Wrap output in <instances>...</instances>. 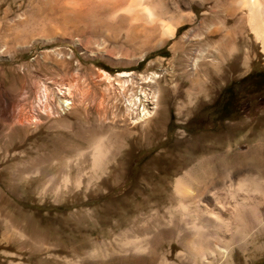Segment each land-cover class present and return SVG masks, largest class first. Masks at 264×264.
<instances>
[{"label": "rangeland", "instance_id": "1", "mask_svg": "<svg viewBox=\"0 0 264 264\" xmlns=\"http://www.w3.org/2000/svg\"><path fill=\"white\" fill-rule=\"evenodd\" d=\"M68 1L55 2L60 6L69 4ZM175 1L178 0H169L170 3ZM179 1L186 5L181 9L183 17L192 16L194 21L180 27L174 40H166L138 61L141 48L126 42L123 33L114 38L111 32L98 30L87 40L82 29L77 31L72 27V19L63 20L58 10L49 12L43 0H0V50L3 54L0 59V264H91L92 260L86 258L88 251L98 248L116 252L109 233L116 224H141L154 210L163 213L166 207L148 209L143 205L146 191L139 192L141 188L137 191L139 179L146 177L152 164L162 159L158 167L165 166L167 170L162 175H169L180 160H185L182 168L194 167L196 174L202 175L206 174L207 166H198V163L217 158L228 144L235 152L245 151L254 144L262 145L264 151V136H260L264 133V76L257 77L264 73V55L256 47L245 66L241 57L228 58L223 67L225 76L206 92L203 72L190 70L191 60L204 52V43L191 37L192 41L182 48L172 50L171 46L191 28L196 29L193 35H206L199 24L209 5L204 0ZM229 2L219 0L214 11V22L226 20L225 30L212 37L214 42L225 32L236 33L233 25L241 14L231 17L227 9ZM97 18L104 20L103 15ZM243 34L252 38L248 32ZM74 38L79 39V46L71 43ZM53 50L62 57H53ZM57 59L63 62L62 68L55 65ZM97 71L109 75L127 72L136 76L165 73V81H174L185 93L174 98L168 92L165 94L164 110L154 137L151 132L142 133L139 128L125 127L118 121L100 129L99 136L111 147L114 157L108 161L104 173L97 172L96 177L113 175L112 184L125 179L124 186L107 194L103 188L106 185L98 184L89 189L83 185L77 191L69 187L60 197L51 191L42 194L46 180L58 184L67 174L70 178L80 177L85 184L95 174L90 159L94 138L84 134L95 126V109H88L85 120L82 116L65 114L50 120L41 118L34 128L14 127L7 117L19 113L27 115L34 104L35 89L40 85L50 89L51 82L73 86L79 80L91 88L89 78ZM233 84L236 85L232 93L235 94L233 103L238 105L237 116L219 120L211 107L222 91ZM90 90L96 103L100 102L108 110L111 108V101L103 97L99 89ZM178 108L181 111L178 112ZM119 111L122 114L121 105ZM226 139L229 142L224 144ZM160 142L163 144L155 146ZM135 143L139 148L129 154L128 148ZM262 157L264 159V152ZM115 166L119 170L112 174ZM131 185L136 190L129 189ZM90 191L93 195L88 197ZM167 191L171 193L170 188ZM124 192L128 194L123 196ZM118 198L125 200L126 209L131 211L128 215L123 214ZM88 199L92 200L88 202ZM105 206L110 207L109 211L113 209L108 217L103 215ZM233 231L236 241L232 264H264V232L253 242L252 229L237 225ZM241 234L245 245L239 248L236 243ZM172 246L174 255L168 262L176 263L175 253L181 250L176 242L170 246L168 243L159 245L157 253ZM104 261V264H138Z\"/></svg>", "mask_w": 264, "mask_h": 264}, {"label": "bare ground", "instance_id": "2", "mask_svg": "<svg viewBox=\"0 0 264 264\" xmlns=\"http://www.w3.org/2000/svg\"><path fill=\"white\" fill-rule=\"evenodd\" d=\"M55 1L43 0L44 7L49 12L58 10L63 20L72 19V27L77 31L82 29L87 40L95 36L98 30L111 32L114 38L123 33L126 42L137 44L141 48L138 61L162 46L166 40H174L180 27L194 21L192 16L183 17L181 9L186 5L179 0L174 3H170L169 0L126 2L123 0L122 3H118L119 0H69V4L60 6ZM204 1L209 8L199 25L205 29L206 35L202 32L200 33L202 35H193L196 29H188L173 42L171 49L182 48L192 41L191 37L204 43V52L195 60H191L190 70L193 73L203 72L207 92L216 81L225 76L223 67L228 58L234 55L238 59L241 57L245 66L256 47H259L261 54L264 55V0H229L228 14L231 17L236 13L241 14L233 25L236 33L225 32L215 42L212 41V37L225 30L226 20L217 23L213 21L219 0ZM114 3L118 5L114 6ZM101 15L104 16V20L97 18ZM244 32H248L252 38L250 39L249 35H242ZM79 42L78 38L71 40V43L78 46ZM54 52V50L51 52L53 57H62L59 52ZM2 55L0 50V59ZM55 65L62 68L63 62L58 60ZM166 75L150 73L136 76L127 72L109 75L102 71L93 72L89 78L90 87L94 90L99 89L100 94L111 101L109 110L101 106L100 102L96 103L91 88L77 79L73 86L59 81L58 84L49 83L50 89L44 84L36 88L31 111L27 115L19 113L7 117L12 120V126L35 127L41 118L50 120L52 117L65 114L82 116L85 120L91 107H94L96 114L95 126L84 131L88 137L94 138L89 154L92 159V171L95 174L89 177L85 184L80 177L70 178L67 174L63 176L59 185L53 183L51 179L46 180L42 185V194L51 191L54 196L60 197L69 187L77 191L83 185L89 189L97 184L106 185L103 188L104 194H107L110 190L113 192L124 186L125 179L118 184H112L113 175L96 177L97 172L104 173L108 161L114 157L111 147L103 143L99 136L100 129L107 123L112 125L118 121L125 127H137L142 133L151 132L154 137L153 133L158 130L160 125L158 120L164 110L165 94L168 92L174 98L185 93L174 81L167 83ZM120 105L123 107L122 114L119 113ZM179 111L181 110L178 108ZM263 134L262 132L260 136H264ZM229 139H226L224 144L228 143ZM161 144L163 142L156 143L155 146L159 147ZM138 148L139 145L135 143L128 148V153ZM263 152L260 144L236 152L232 150L231 144H228L226 150L217 158L211 157L208 161L198 163V166H207L206 174L202 175H197L194 167L187 170L182 168L187 162L185 160H180L171 174L162 175L167 168L158 167L160 162H163L160 159L158 163L150 166L145 178L141 181L139 179L137 191L139 188H141L139 192L146 191L143 205L145 204L148 209L166 207L163 213L154 210L144 217L141 224L125 223L123 226L120 223L116 224L109 231L111 242L117 247L116 252L95 248L87 252L86 258L92 260L91 264H104V260L112 263L122 260L123 263L138 264H232V251L236 241L233 230L237 225L252 229L253 242L264 232ZM220 161L225 163L218 164ZM118 170L119 167L115 166L111 172L114 174ZM132 185L129 189L136 190ZM168 188L171 189V193H168ZM126 192L123 196L128 194ZM90 195L92 196L93 192L90 191L88 197ZM91 200L88 199V202ZM124 201L121 200L120 208L124 210L123 214L128 215L131 211L126 209L127 204L125 206ZM109 209V206H105L103 211L105 217L113 212V209L111 211ZM243 240L244 236L241 234L236 246L240 248L245 245ZM172 242H176L181 249L175 253L176 263L168 262V258L174 255L173 246L164 252L161 251L162 253H157L159 245L168 243L170 246Z\"/></svg>", "mask_w": 264, "mask_h": 264}, {"label": "trees", "instance_id": "3", "mask_svg": "<svg viewBox=\"0 0 264 264\" xmlns=\"http://www.w3.org/2000/svg\"><path fill=\"white\" fill-rule=\"evenodd\" d=\"M263 75L264 76V73H260V75H258L257 77ZM242 82L239 81L237 84H240ZM234 86L236 85H230L228 87H226L218 101L216 103H214L211 107V109L214 111V114L217 115L219 117V120H227V119H231L235 116H237V113H238V105H235L233 103L234 101V98H235V94L232 93L233 92V88Z\"/></svg>", "mask_w": 264, "mask_h": 264}]
</instances>
